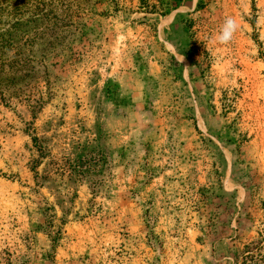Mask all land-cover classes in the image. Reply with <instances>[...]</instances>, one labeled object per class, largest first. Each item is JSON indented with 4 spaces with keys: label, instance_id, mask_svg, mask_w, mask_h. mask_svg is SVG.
Segmentation results:
<instances>
[{
    "label": "rangeland",
    "instance_id": "1",
    "mask_svg": "<svg viewBox=\"0 0 264 264\" xmlns=\"http://www.w3.org/2000/svg\"><path fill=\"white\" fill-rule=\"evenodd\" d=\"M0 264H264V0H0Z\"/></svg>",
    "mask_w": 264,
    "mask_h": 264
},
{
    "label": "clouds",
    "instance_id": "2",
    "mask_svg": "<svg viewBox=\"0 0 264 264\" xmlns=\"http://www.w3.org/2000/svg\"><path fill=\"white\" fill-rule=\"evenodd\" d=\"M239 27L240 25L235 18H227L215 36L213 42L218 46L229 44L232 41L235 33L238 31Z\"/></svg>",
    "mask_w": 264,
    "mask_h": 264
},
{
    "label": "trees",
    "instance_id": "3",
    "mask_svg": "<svg viewBox=\"0 0 264 264\" xmlns=\"http://www.w3.org/2000/svg\"><path fill=\"white\" fill-rule=\"evenodd\" d=\"M149 234H151V231L149 232Z\"/></svg>",
    "mask_w": 264,
    "mask_h": 264
}]
</instances>
